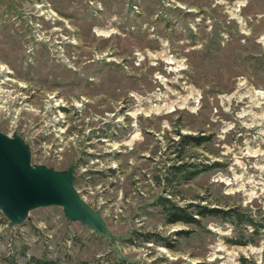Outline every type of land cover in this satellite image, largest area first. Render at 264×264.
<instances>
[{
    "label": "rangeland",
    "instance_id": "obj_1",
    "mask_svg": "<svg viewBox=\"0 0 264 264\" xmlns=\"http://www.w3.org/2000/svg\"><path fill=\"white\" fill-rule=\"evenodd\" d=\"M0 132L105 224L0 211V264H264V0H0Z\"/></svg>",
    "mask_w": 264,
    "mask_h": 264
},
{
    "label": "water",
    "instance_id": "obj_2",
    "mask_svg": "<svg viewBox=\"0 0 264 264\" xmlns=\"http://www.w3.org/2000/svg\"><path fill=\"white\" fill-rule=\"evenodd\" d=\"M74 172L34 166L30 146L17 135L0 132V211L11 224L23 222L37 208L59 206L67 219L104 231L103 217L75 187Z\"/></svg>",
    "mask_w": 264,
    "mask_h": 264
},
{
    "label": "trees",
    "instance_id": "obj_3",
    "mask_svg": "<svg viewBox=\"0 0 264 264\" xmlns=\"http://www.w3.org/2000/svg\"><path fill=\"white\" fill-rule=\"evenodd\" d=\"M186 142H189V143H192L193 141H195L196 139H192L191 137H186ZM190 140L191 141H187V140ZM195 144L197 145H200L201 143L200 142H196L195 141ZM167 202V200H165ZM165 205V203L163 204ZM169 211H172L170 214H169V220L170 222L172 223H178V222H184V223H187V224H190V223H194L196 222V220L194 219V217L186 214L184 211L185 210H182L181 208H170ZM36 264H51V263H41V261H37Z\"/></svg>",
    "mask_w": 264,
    "mask_h": 264
},
{
    "label": "bare ground",
    "instance_id": "obj_4",
    "mask_svg": "<svg viewBox=\"0 0 264 264\" xmlns=\"http://www.w3.org/2000/svg\"><path fill=\"white\" fill-rule=\"evenodd\" d=\"M247 111V110H246ZM137 135V134H136ZM252 155V154H251ZM255 153L253 154V157H254ZM256 157V156H255Z\"/></svg>",
    "mask_w": 264,
    "mask_h": 264
}]
</instances>
